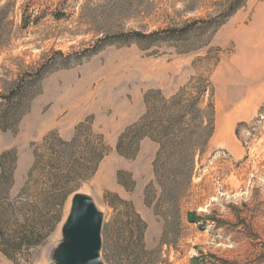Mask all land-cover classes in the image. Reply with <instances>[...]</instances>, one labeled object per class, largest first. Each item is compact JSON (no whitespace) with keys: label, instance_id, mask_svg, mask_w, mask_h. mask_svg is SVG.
<instances>
[{"label":"rangeland","instance_id":"1","mask_svg":"<svg viewBox=\"0 0 264 264\" xmlns=\"http://www.w3.org/2000/svg\"><path fill=\"white\" fill-rule=\"evenodd\" d=\"M218 1L0 0V93L49 64L44 78L31 85L19 124L0 128V155L17 151L13 194L24 186L38 145L53 131L69 140L85 121L110 147L96 173L68 197L62 220L43 242L24 248L16 261L0 249V264H58L63 227L79 193L90 195L104 214L106 264L120 258L119 235L133 209L147 222L145 241L162 264H196V258L204 264H264V0H248L219 28L197 29L185 39L117 38L211 20ZM105 38L115 40L99 43ZM202 83L210 85L205 105L212 101L215 108L206 151L197 153L186 185L181 175L174 177L169 192L159 189L148 206L159 144L145 137L138 154L126 158L117 150L119 137L145 114L149 91L170 99L187 87V98ZM176 190L182 195L172 203ZM189 211L211 219L201 228L188 220Z\"/></svg>","mask_w":264,"mask_h":264},{"label":"trees","instance_id":"2","mask_svg":"<svg viewBox=\"0 0 264 264\" xmlns=\"http://www.w3.org/2000/svg\"><path fill=\"white\" fill-rule=\"evenodd\" d=\"M247 1L219 0L217 4L220 8L211 20L202 18L188 20L150 34L134 31L119 35L117 38L123 42L185 39L197 29L219 28L243 8ZM186 7L190 10L194 8V6ZM114 40L105 38L99 43ZM48 68L49 64L44 63L36 71L28 72L25 77L14 82L8 92L0 93V128L9 130L19 124L29 107L27 96L31 85L42 80ZM186 88L170 99L162 96L160 91L146 93L145 114L126 128L117 143L118 152L126 158H134L138 154L140 143L145 137L159 144L153 162L155 180L146 189L148 206L153 205L159 189L162 190V194L169 192L170 189L166 190L167 183L174 177L181 175L187 180L185 185L188 183L196 168L197 153L203 155L208 140L214 132V102L205 105L204 101L205 91L210 89V85L202 83L196 87L198 93L187 98H185ZM204 123L207 124L205 128H203ZM201 131L204 132L202 139L197 138ZM109 151L110 147L105 142L104 135L96 132L91 123L84 121L78 124L69 140L61 137L57 131H53L44 138L34 152L33 166L17 195L13 194L17 151L14 149L4 151L0 155L1 251L16 261L24 248L39 246L62 220L68 197L81 186L83 181L96 173L100 162ZM123 174L124 171L119 172L120 179ZM176 191L171 197L172 203H177L178 196L182 195L178 194V190ZM158 203L154 206L156 213H158L157 208L161 206ZM50 212L55 215L49 218ZM179 217L180 212L177 208L174 218L178 221ZM187 217L190 222L199 224L201 228H204L211 219L199 215L197 211H189ZM45 220L47 225L44 223ZM212 220L217 222L216 219ZM147 228V222L133 209L131 215L124 220L119 235L122 243L116 249L120 258L115 263L110 261V264H162L158 250L151 249L145 241ZM163 241L172 245L167 240ZM211 256L218 258L216 255ZM194 260L196 264H204L200 258ZM220 260L223 264H235L228 260Z\"/></svg>","mask_w":264,"mask_h":264},{"label":"water","instance_id":"3","mask_svg":"<svg viewBox=\"0 0 264 264\" xmlns=\"http://www.w3.org/2000/svg\"><path fill=\"white\" fill-rule=\"evenodd\" d=\"M104 214L94 199L76 194L64 224L66 241L56 254L58 264H106L102 257Z\"/></svg>","mask_w":264,"mask_h":264},{"label":"bare ground","instance_id":"4","mask_svg":"<svg viewBox=\"0 0 264 264\" xmlns=\"http://www.w3.org/2000/svg\"><path fill=\"white\" fill-rule=\"evenodd\" d=\"M85 194V193H84Z\"/></svg>","mask_w":264,"mask_h":264}]
</instances>
